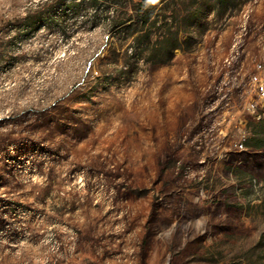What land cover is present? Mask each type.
Returning a JSON list of instances; mask_svg holds the SVG:
<instances>
[{
	"label": "rangeland",
	"instance_id": "374dc122",
	"mask_svg": "<svg viewBox=\"0 0 264 264\" xmlns=\"http://www.w3.org/2000/svg\"><path fill=\"white\" fill-rule=\"evenodd\" d=\"M263 58L264 0H0V264H264Z\"/></svg>",
	"mask_w": 264,
	"mask_h": 264
},
{
	"label": "built area",
	"instance_id": "2783aa9c",
	"mask_svg": "<svg viewBox=\"0 0 264 264\" xmlns=\"http://www.w3.org/2000/svg\"><path fill=\"white\" fill-rule=\"evenodd\" d=\"M245 86L248 98L244 100L243 107L253 118L259 119L261 113L264 114V58L254 62Z\"/></svg>",
	"mask_w": 264,
	"mask_h": 264
},
{
	"label": "trees",
	"instance_id": "16d2710c",
	"mask_svg": "<svg viewBox=\"0 0 264 264\" xmlns=\"http://www.w3.org/2000/svg\"><path fill=\"white\" fill-rule=\"evenodd\" d=\"M141 1H145V0H141ZM188 13H189V18L188 19H190V21L192 22L194 19L198 18V16H199V13H200L199 12V7L197 9L194 8L193 10H189ZM162 17H163V19H165L167 16H162ZM107 19H108V17H107ZM145 36H147V34ZM177 43L178 42L176 41V37H174L173 40L167 45V51L169 53H172L173 49L178 47L179 44H177Z\"/></svg>",
	"mask_w": 264,
	"mask_h": 264
}]
</instances>
